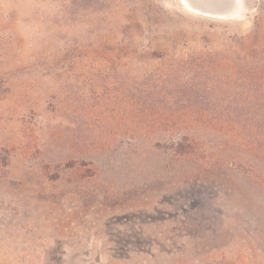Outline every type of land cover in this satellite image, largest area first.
<instances>
[{"label": "rangeland", "instance_id": "374dc122", "mask_svg": "<svg viewBox=\"0 0 264 264\" xmlns=\"http://www.w3.org/2000/svg\"><path fill=\"white\" fill-rule=\"evenodd\" d=\"M0 264H264V0H0Z\"/></svg>", "mask_w": 264, "mask_h": 264}, {"label": "bare ground", "instance_id": "6f19581e", "mask_svg": "<svg viewBox=\"0 0 264 264\" xmlns=\"http://www.w3.org/2000/svg\"><path fill=\"white\" fill-rule=\"evenodd\" d=\"M205 9V8H204ZM206 12V11H205ZM218 13V12H217ZM224 13V12H223ZM226 13V12H225Z\"/></svg>", "mask_w": 264, "mask_h": 264}]
</instances>
